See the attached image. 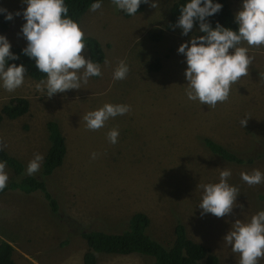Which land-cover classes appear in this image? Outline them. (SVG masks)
Masks as SVG:
<instances>
[{"label":"rangeland","instance_id":"374dc122","mask_svg":"<svg viewBox=\"0 0 264 264\" xmlns=\"http://www.w3.org/2000/svg\"><path fill=\"white\" fill-rule=\"evenodd\" d=\"M176 1L150 0L142 13L131 18H125L111 0L95 12L89 9L80 27L84 37L101 43L107 63L100 65L102 75L90 77L81 89L49 98L37 91L40 81L27 74L23 85L12 92L0 87V111L16 98L30 104L24 116L0 123L3 150L25 167L17 175L5 165L6 186L34 176L46 182L58 203L54 213L40 192L0 191V240L14 247L17 264H84L88 246L82 232L123 233L138 212L150 218L148 234L164 246L173 243L176 226L183 224L189 238L212 250L221 264H239V254L223 237L236 219L248 222L264 210V183L248 185L240 176L254 169L264 172V46L241 43L253 60L248 74L230 85L226 101L210 107L189 100L186 63L177 49L201 33L194 28L182 36L181 29L168 28ZM153 2L157 7L151 6ZM241 4L242 0H232L234 15ZM0 6L13 13L26 7L21 0H0ZM24 22L15 17L4 34L11 44L23 48L26 41L17 34ZM158 34L161 39L153 41L151 36ZM82 54L89 58L87 47ZM121 60L129 71L125 79L114 80L113 71ZM157 60L160 69L150 71ZM105 103L128 105L130 110L110 118L100 129H88L84 115ZM245 116L249 120L244 128L240 120ZM53 121L65 136L67 156L62 167L44 177L42 164L50 147L47 124ZM112 129L119 133L115 144L107 138ZM205 139L243 162L214 154ZM36 153L43 155V161L36 173L28 175L27 165ZM222 168L231 170L228 183L238 188L237 207L222 218L201 216L198 204L203 189L198 185L218 183ZM96 255L97 264L154 262L139 254Z\"/></svg>","mask_w":264,"mask_h":264},{"label":"clouds","instance_id":"9594fccd","mask_svg":"<svg viewBox=\"0 0 264 264\" xmlns=\"http://www.w3.org/2000/svg\"><path fill=\"white\" fill-rule=\"evenodd\" d=\"M111 2L126 14L135 15L140 5L148 4L150 0ZM21 3L26 7L15 13L0 6V15L6 21H12L17 16L25 21L17 34L26 41L21 52L35 61V67L40 73L46 74V79L35 85L37 91L51 98L58 93L81 89L90 77L102 75L100 64L82 54L86 49L85 34L78 22L69 17L65 0H21ZM101 3L102 0H94L90 10L95 12L100 9ZM151 6L155 8L157 4L153 2ZM222 8L218 0H186L175 24V27L181 29L182 36H188L194 26H198V31L203 33L194 34L181 43L177 53L183 55L186 63L184 76L187 81V98L210 107L226 101L230 85L248 74L253 58L248 55L247 47L240 46L241 43L264 46V0H242L241 8L234 16L238 26L236 30L219 22L215 27L212 26L208 18L219 13ZM11 48L9 39L0 34V87L9 92L23 85L27 71L22 63H9L19 59ZM128 71L127 64L121 60L113 71V79H125ZM129 110L128 105L105 103L86 113L83 119L88 129L97 130L110 118L124 115ZM248 120L247 116L241 118V127L245 128ZM118 135V130L112 129L107 133V138L115 144ZM5 146L0 143V151ZM91 156L95 159L97 154L94 152ZM42 161V154H34L26 173H36ZM4 168L5 164L0 162V191L8 181ZM230 176L231 170L222 168L218 183L198 185L203 189L198 204L201 216L212 214L222 218L233 213L237 207L238 188L228 183L227 178ZM240 176L248 185L264 183V172L259 169L251 173L241 172ZM239 207L243 208V205ZM223 239L231 246L233 253L239 254V264H259L260 259L264 258V210L254 214L248 222L236 219Z\"/></svg>","mask_w":264,"mask_h":264},{"label":"trees","instance_id":"16d2710c","mask_svg":"<svg viewBox=\"0 0 264 264\" xmlns=\"http://www.w3.org/2000/svg\"><path fill=\"white\" fill-rule=\"evenodd\" d=\"M107 0H102V3ZM94 0H65L71 19L80 22L84 15L89 11ZM186 0H177L170 10V20L168 28L175 26L180 15V8ZM223 5L222 10L214 16L208 18L215 27L219 22L225 27L237 29L234 22V13L232 10V0H218ZM147 4H141L138 12L142 13ZM125 18H131L135 15H128L122 11ZM10 27V21H6L3 15H0V34H5ZM198 28V26H194ZM203 35V33H201ZM153 41L161 39V35L151 36ZM85 45L89 51V58L100 65L105 61L106 55L101 43L93 37H84ZM23 47L12 44L11 51L19 56L16 61L9 63L24 64L26 74L36 81L46 79V74L40 73L35 67V61L24 56L21 52ZM161 67L160 60L155 61L149 66L150 71H158ZM29 101L25 98L12 99L0 111V123L8 118L15 120L24 116L29 111ZM49 132L50 147L42 164V174L44 177L51 176L55 170L62 167L67 156V143L64 134L55 121L47 124ZM214 154L230 161L242 163V159L235 153L228 150L210 139L203 140ZM0 162L7 165L17 175L24 173L23 163L16 157L10 155L7 151H0ZM46 182L34 176H26L19 182H11L2 191L7 189H19L24 192H40L47 201L49 207L54 213L58 211V203L52 194L47 190ZM151 224L150 218L143 212L135 213L129 220L128 230L120 234H110L103 231H84L81 236L86 241L88 249L83 256L84 264H97V255L100 253L128 256L139 254L154 258L153 264H221L219 257L209 248L199 244L189 238L187 230L183 224H178L174 230L175 239L173 243L166 247L157 240L153 239L147 229ZM15 249L5 240H0V264H17L14 259Z\"/></svg>","mask_w":264,"mask_h":264}]
</instances>
